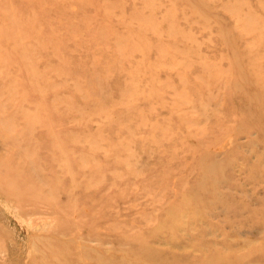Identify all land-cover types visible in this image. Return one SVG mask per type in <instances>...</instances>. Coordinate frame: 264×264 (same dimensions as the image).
I'll list each match as a JSON object with an SVG mask.
<instances>
[{
    "label": "rangeland",
    "instance_id": "374dc122",
    "mask_svg": "<svg viewBox=\"0 0 264 264\" xmlns=\"http://www.w3.org/2000/svg\"><path fill=\"white\" fill-rule=\"evenodd\" d=\"M0 264H264V0H0Z\"/></svg>",
    "mask_w": 264,
    "mask_h": 264
}]
</instances>
